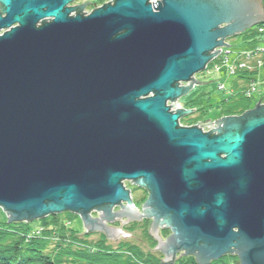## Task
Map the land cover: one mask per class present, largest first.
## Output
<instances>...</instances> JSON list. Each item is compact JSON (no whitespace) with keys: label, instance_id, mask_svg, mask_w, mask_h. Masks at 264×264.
Instances as JSON below:
<instances>
[{"label":"water","instance_id":"1","mask_svg":"<svg viewBox=\"0 0 264 264\" xmlns=\"http://www.w3.org/2000/svg\"><path fill=\"white\" fill-rule=\"evenodd\" d=\"M72 1L0 0L7 222L68 211L86 233L119 238L132 235L103 219L127 217L121 226L150 218V205L173 231L162 241L151 214L160 264H173L177 250L197 264L230 253L239 264H264V104L214 120L215 129L209 119L178 126L194 109L171 114L182 103L165 106L207 83L191 76L220 54L216 47L229 46L222 40L264 22L262 1L112 0L69 16ZM125 181L149 192L143 213Z\"/></svg>","mask_w":264,"mask_h":264},{"label":"trees","instance_id":"2","mask_svg":"<svg viewBox=\"0 0 264 264\" xmlns=\"http://www.w3.org/2000/svg\"><path fill=\"white\" fill-rule=\"evenodd\" d=\"M258 26H264V22L242 32L243 39L259 35ZM221 61L222 54L217 58V62L215 60L212 63ZM256 71L257 69L237 72L236 76L246 79L248 86L234 81L238 90H228L230 94L221 101L215 118L241 115L253 107V91L250 86L255 84L251 74ZM201 98L202 95L188 100L186 106L198 109L199 114L203 116L205 109L201 106ZM255 102L264 104V92ZM129 187L127 189H130V192L138 189L134 185ZM72 214L68 211L49 214L31 222L0 221V264H160V255L153 250L155 240L147 234V221L142 225L145 227L142 229L144 238L149 241L148 248L145 249L129 240L109 243L104 235L93 237L94 233L82 232L71 225ZM135 226L140 228L141 225L132 222L125 229L131 230ZM174 264L197 263L192 257L182 256L177 258ZM209 264H239V261L235 254H226Z\"/></svg>","mask_w":264,"mask_h":264},{"label":"rangeland","instance_id":"3","mask_svg":"<svg viewBox=\"0 0 264 264\" xmlns=\"http://www.w3.org/2000/svg\"><path fill=\"white\" fill-rule=\"evenodd\" d=\"M261 1H262L263 11H264V3H263V0H261ZM97 4H100V2H98ZM226 43L229 46L223 48V52H222L223 59H222V63L219 64V68L214 70V69H212V67H208L207 70L195 74V80L196 81L207 82V83H198L191 90H189V92L187 94L180 97L181 101L184 104H186V102L188 100L202 95V98H201L202 99V105L201 106L205 109V113L201 117L204 120L214 119L216 117V114L219 112L218 106L220 105L222 100H224L226 97L229 96V94H230L229 91L231 88L234 89L235 91L238 90L234 86V81H238V84H240V85L248 86V82L246 79H239L238 76H236V74L233 75L234 74L233 72H232L233 74L230 73V66L233 64L234 60L237 57H240V55L242 53L251 52L252 50H254L256 48L264 49V33L261 35H256L254 37H251L250 39H243V37L239 36V35L232 36V37L227 38ZM215 50H217V49H215ZM258 60H261V62H259V65H257V63H256V62H258ZM210 61L212 62L214 60L211 59ZM248 64L251 66H248ZM254 69H257V71L251 74V78L255 84H252L250 86L251 90L253 91V93H252L253 106L256 104L255 101L259 98V95L264 92V51L263 52H257L256 54H254L252 56V59L247 62L246 70H241V71H243V72L244 71L245 72L250 71V70L253 71ZM220 83L224 84V86H225L224 90L218 88V85ZM258 103H260V102H258ZM198 115L200 116V114H198ZM202 130H203V132L209 131V129L205 128V126L202 127ZM124 185L126 186V188H130L129 186L132 184L130 182L125 181ZM132 196H133L134 204H135V205L134 204L133 205L135 206V208L139 209V211H140L141 210V204L138 201L139 196H140V192L134 190ZM114 208H115V211H118L120 209V207H118V206L114 207ZM77 216H78V214H72L71 215V220H70L71 225L73 227L77 228L78 230L84 232L87 229H85V227L83 226V222H82L81 218H77ZM90 216L93 218L99 217V215L97 214V211L91 212ZM116 218H117V216H114L113 219H111V220L105 221L103 219V223L106 226L113 227V228H119L120 227V230L122 232L130 233L132 236L122 237V235L119 234V238H109V237H106L105 233L102 231H91L89 233H94L93 237H97V235H99V234L104 235V237L107 239V241L109 243H116V242L122 241V240H129L133 243L140 244L142 247H144L146 249V248H148L149 241L147 242L146 239L144 238L142 229H145V227H142V225H144L147 221V226H146L147 234L153 240H155V246L157 245V239H155L148 232V226L152 222L151 218H149L148 220H145V219L142 220L141 218H140V220L130 219L127 222H124L121 226H120V220H127V217L120 216L118 219H116ZM4 220H8V217H7L6 213L0 208V221H4ZM132 222H135L136 224L141 225V226H139L140 228L135 226L131 230H126L125 227L129 226ZM161 226L159 224H157V226H156L158 229V236L162 241H165L166 235H168L169 232H167L166 235L163 234L162 230H163L164 225H161ZM153 250L157 251V255L158 254L160 255L159 256L160 259L165 258V255L161 251V249H153ZM181 253H185V251L184 250H177L174 253L175 257L173 258V264L175 263L177 258L182 257V256L186 257L184 255H180ZM230 254H235V253H230ZM189 255H190L189 257H192L195 261V256L192 254H189ZM238 261H239V259H238Z\"/></svg>","mask_w":264,"mask_h":264},{"label":"bare ground","instance_id":"4","mask_svg":"<svg viewBox=\"0 0 264 264\" xmlns=\"http://www.w3.org/2000/svg\"><path fill=\"white\" fill-rule=\"evenodd\" d=\"M159 2H161V0H158ZM258 25V24H257ZM256 25H254V26H252V28H254ZM220 27H223V25L222 26H220ZM264 28V26H258L257 27V33L259 34V35H261V34H263L264 33V31H262L261 29H263ZM251 29V28H250ZM246 31V30H245ZM244 32V31H243ZM239 36H241V33L240 34H238ZM236 36V35H235ZM221 39V37H219V38H217V40H220ZM226 40H227V38H225L224 40H222V42L223 43H226ZM227 44V43H226ZM217 49H220V51L221 52H223V48H225V46H218V47H216ZM255 50H257V48L256 49H254V50H252V51H255ZM222 54V53H221ZM221 54H219V55H217L218 57L221 55ZM222 59H223V57H222ZM212 60H216V62H217V59H215V58H212ZM213 62V61H212ZM211 61H209L208 63H206L205 64V66H204V70L203 71H205V70H207L208 69V67H212V69H218L219 68V64H221L222 63V61L221 62H218V63H212ZM248 66H251V65H249L248 64ZM246 68H247V62L246 61H244V59H242V58H240V57H237L235 60H234V62H233V64L230 66V73H231V71L234 73V74H236L237 75V72H238V70L240 71V70H246ZM249 68V67H248ZM200 72H202V71H200ZM199 73V72H198ZM232 73V74H233ZM191 78L192 79H194L195 80V74H193L192 76H191ZM191 80L189 79L188 81H180V82H178L179 84H178V87H181V86H187V85H189V82H190ZM196 81V80H195ZM197 84H195V83H192V88L194 87V86H196ZM191 88V89H192ZM218 88L219 89H222V90H224L225 89V86H224V84H222V83H220L219 85H218ZM182 97V96H181ZM176 103H182L179 107H174V106H170V105H174V104H176ZM165 106H170L169 108H168V112H170V111H172V110H174V109H177V108H181V109H183V110H190V109H194V110H192V111H190V112H186V113H184V114H182V115H180V116H178V118H177V124H178V126H181V127H191V126H195L198 122V124L196 125V127H199V126H201L202 124H204L205 123V121L206 120H204L201 116V113H200V116H197V114H199V112L197 111L198 109H196V108H194V107H188V106H186V104H184L182 101H181V99L180 98H176L173 102H171L170 100H167L166 102H165ZM254 107V106H253ZM252 107V108H253ZM251 108V109H252ZM174 113H176V110H174V111H172L171 112V114H174ZM222 117H226V116H222ZM221 118V117H220ZM220 118H215V119H209V121L212 123V129H215L216 127H214V126H217V124L214 122V120H219ZM205 128H207L206 126H205ZM211 128H208L209 130H211ZM200 131L201 132H203V130H202V127L200 128ZM214 132L216 133L217 132V130H214ZM162 225V224H161ZM167 227H169V225H167ZM162 231H164V232H167V228H165V229H163ZM184 256H186V257H189L190 255H184Z\"/></svg>","mask_w":264,"mask_h":264},{"label":"flooded vegetation","instance_id":"5","mask_svg":"<svg viewBox=\"0 0 264 264\" xmlns=\"http://www.w3.org/2000/svg\"><path fill=\"white\" fill-rule=\"evenodd\" d=\"M110 1L111 0H74V1H72L70 3H68L65 6V8H71V9H73V11L69 14V16H74V15H76L78 13H80L82 15H87L91 11H93L94 9H97V8L101 7L102 5L107 4ZM98 2H100V4H97ZM4 15L5 14L3 12V6H2V4L0 2V16L3 17ZM197 116H199V115L197 114ZM135 187L138 188V189H136V191L140 192V196H139V200L138 201L141 204V210L139 211V209H137V208L136 209L141 214V213H143V209H144L143 205H144V203L149 198V192L147 191V189L145 187H143L141 185L140 186H135ZM128 190L131 191L130 189H128ZM132 194H133V191L130 192V195L129 196H130V198L132 200V203L134 204V199H133ZM134 205H133V207H135ZM147 210H148L147 212L150 213L149 216H150V218H151L152 221L155 219V215H151L154 212V214L155 213L157 214V223L158 224L162 223V225H164L163 226V229L167 228V232H169L168 235H166L167 232H164L163 231V234L166 235V239L169 236H172L173 235V231L171 229V226L170 225H169V227L166 226L167 223H168V220H167L168 218L166 217L167 219H165V217L162 216V214H160V212L158 210L156 211L153 206L147 205ZM113 211H115V208H113ZM93 212H95V211H93ZM141 219L142 220H144V219L145 220H148L149 217L143 216ZM164 219H165V221H164Z\"/></svg>","mask_w":264,"mask_h":264},{"label":"built area","instance_id":"6","mask_svg":"<svg viewBox=\"0 0 264 264\" xmlns=\"http://www.w3.org/2000/svg\"><path fill=\"white\" fill-rule=\"evenodd\" d=\"M111 1H112V0H111ZM149 2L152 4V3H155L156 0H150ZM261 30L264 31V28L261 29ZM263 51H264V49H262V48H261V49H260V48H257V50H255V51L242 53V54L240 55V58H242V59H244V61L248 62L249 60L252 59V56H253L254 54H256L257 52H263ZM221 53H222V52H220V54H221ZM214 58L217 59L218 56H216V57H214ZM259 62H261V60H258V62H256L257 65H259ZM231 73H232V71H231Z\"/></svg>","mask_w":264,"mask_h":264}]
</instances>
